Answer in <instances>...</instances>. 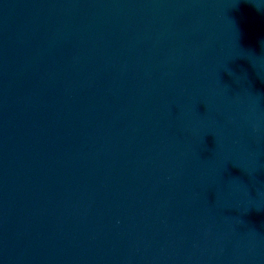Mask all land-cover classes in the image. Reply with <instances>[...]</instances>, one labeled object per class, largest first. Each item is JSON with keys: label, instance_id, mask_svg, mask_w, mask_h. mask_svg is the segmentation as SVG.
<instances>
[{"label": "water", "instance_id": "1", "mask_svg": "<svg viewBox=\"0 0 264 264\" xmlns=\"http://www.w3.org/2000/svg\"><path fill=\"white\" fill-rule=\"evenodd\" d=\"M166 264H264V0H33Z\"/></svg>", "mask_w": 264, "mask_h": 264}]
</instances>
